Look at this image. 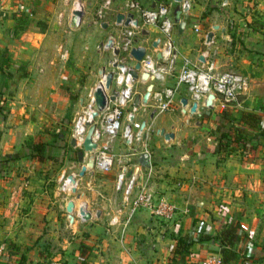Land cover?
Wrapping results in <instances>:
<instances>
[{"label":"crops","instance_id":"obj_1","mask_svg":"<svg viewBox=\"0 0 264 264\" xmlns=\"http://www.w3.org/2000/svg\"><path fill=\"white\" fill-rule=\"evenodd\" d=\"M41 1L50 3L48 9L57 11L61 19L68 7L65 4L74 0H62L59 6L53 0ZM81 1L85 4L79 27L70 24L72 5L67 22H49L43 31L30 25L26 32L31 44L41 48L27 53L24 76L17 69L6 73L8 88L0 75V91L10 95L6 101L0 96V245H4L0 264H17L21 256L25 264H184L187 256H221L223 245L210 237H216L232 221L247 231H242L246 239L238 246L243 257L228 259L227 263L264 264V138H254L260 146L249 154L220 152L215 129L223 110L216 109L217 103L209 112L202 103L192 113L188 94L187 105L174 104L164 115L151 111L148 118L141 114L145 105L140 106L136 120L146 124L144 141L129 145L119 136L113 146L117 160L109 171L88 168L83 176L78 175L90 153L80 159V150L71 145L73 124L90 90L98 84L101 71L111 70L98 63V56L91 64L90 47L97 43L102 51L105 37L118 33L121 27L114 21L120 11L114 12V7L123 4L112 0L114 7L106 14L107 22L99 24L95 14L100 4L93 9L87 5L92 0ZM139 1L145 7L144 0ZM146 1L152 2L149 8L162 2ZM178 15L185 22L182 32L177 28ZM171 18L175 23L176 75H167L164 85L170 84L172 76L176 82L185 58L192 63L203 61L201 52L208 48L206 36L212 32L210 42L217 48L219 69L232 68L249 78L232 116L244 110L261 115L256 110L264 107V0H193L191 10L183 16L175 2ZM194 25L200 30L194 31ZM154 27L145 29L137 44L153 48L154 41L162 37ZM54 29L60 57L54 51L45 52L46 47L55 45ZM37 34L42 38L35 37ZM146 84L136 78L135 95H142ZM179 91L175 103L184 97ZM160 129L173 137L165 138ZM40 142L46 146L41 161L33 156L34 146ZM145 145L152 165L148 184L173 203L177 213L172 221L165 222L139 209L124 226L137 184L147 175L148 166L141 162ZM123 164L126 177L140 167L137 184L127 199L124 185L116 188ZM68 176L76 180L74 191L61 188ZM69 200L74 203L73 222L67 218ZM80 209L89 212L90 218L83 219ZM201 222L206 231L196 240ZM178 237L191 241L187 251L175 252Z\"/></svg>","mask_w":264,"mask_h":264},{"label":"built area","instance_id":"obj_2","mask_svg":"<svg viewBox=\"0 0 264 264\" xmlns=\"http://www.w3.org/2000/svg\"><path fill=\"white\" fill-rule=\"evenodd\" d=\"M193 0H181L179 2V9L181 16L186 15L192 8ZM175 3L174 0L168 2H159L153 8H144L139 0H125L121 6L120 13L125 16L131 14L132 19L126 26L124 21L114 24L121 27L117 34H112L102 42L101 49L110 50L113 53L112 64L117 66L112 67L114 74L113 82L110 89H105V107L99 111L97 116L91 117L85 121L86 111L93 109V92L96 87L100 86V82L105 84V75L100 76L98 84L93 87L88 95L87 109L81 110L75 118L72 137L75 138L76 148L82 149V144L86 135L88 126L87 123L93 124L95 130L93 133V140L97 143V148L92 154L94 158V169L99 172L109 171L115 161V154L113 146L115 140L122 136L124 141L132 145L135 141H144L147 127H141V121L136 120L139 108L132 105L135 96L134 81L129 71L134 67L135 60L130 55V51L134 47L144 46L145 55L140 61V71H145L149 74L150 81L153 82L154 87L149 100L154 101V108L159 112L170 111L175 104V94L181 84H184L189 94L191 103H197V110L199 105L204 104V99L209 93H214L215 99L213 106L217 103L223 106H230L238 101L240 95L244 94L249 86V78L242 72L229 68L220 70L218 64L217 48L211 47V42H206L207 49L201 52L203 61L192 63L189 59H184L182 66L177 74L176 82L173 86H165L164 83L167 75L172 73L177 54L175 51L174 29L175 23L171 18V7ZM225 4V2H222ZM112 0H102L96 10V22L103 24L106 21V14L113 10ZM84 9V4L81 0H74L72 2V11ZM142 17V25L138 23V17ZM116 19V18H115ZM181 20V19H180ZM179 20V21H180ZM155 25L159 28L162 37L159 40L157 47H150L142 44H137V39L142 36L146 25ZM194 31H199V26L194 25ZM108 39L112 40L111 48L107 47ZM155 40V41H156ZM115 50L119 53L116 55ZM157 53L161 57L157 58ZM141 78V77H140ZM116 87H113L114 84ZM104 84L101 88L104 89ZM115 92V97L111 99V92ZM178 103H181L180 100ZM144 106V105H141ZM83 126L80 130L77 129L79 123ZM259 128L264 129V114L259 121ZM148 155L149 166L145 178L139 180L137 184V177L139 176L140 167L137 166L126 177V165H122L121 171L117 175L116 188L120 189L123 185V193L125 199L137 184V191L130 202V207L127 212V218L124 226L127 225L129 218L139 209H146L150 214L156 218L162 219L165 222L172 221L177 213V209L165 196H159L151 189L148 184L149 176L152 173V165L150 163V152L145 149L143 151ZM85 163V162H84ZM121 163V160L119 161ZM70 177H66L61 185L62 190H71L75 188L76 181L71 184ZM70 222L74 221L75 216H69ZM72 219V220H71ZM116 218H114L115 221ZM242 231H247L244 225H240ZM205 225L203 222L196 229L195 239L202 238L205 233ZM4 245H0V260L3 256ZM246 263V261H245ZM184 264H229L225 262L217 253H207L203 257L187 256Z\"/></svg>","mask_w":264,"mask_h":264},{"label":"rangeland","instance_id":"obj_3","mask_svg":"<svg viewBox=\"0 0 264 264\" xmlns=\"http://www.w3.org/2000/svg\"><path fill=\"white\" fill-rule=\"evenodd\" d=\"M124 1L125 0H119V2H122V3H124ZM88 2H89V0H86V3H88ZM91 2H93V3L89 2V4H87V5L89 7L94 6L93 9H95L98 6V4H100V0H92ZM150 2L149 1L145 2V0H144L143 4L145 6L144 7L145 9L150 7V5L152 3V2L151 3ZM162 2H167V0H164ZM52 3L54 5L59 6L62 4V0H60V1L53 0ZM49 5H50V3H48L47 1H41V0H0V57H1V61H0V73L1 74L0 75H1V77H3V82L5 81V84H7V85H5L7 88L10 86L9 85L10 80H9V78H6V76H7L6 73H9L12 69H17L22 74V76H24L23 74L26 73V66H27V63H26L27 53L28 54H30L32 52L35 53L38 49L41 48V47H37L35 45V43L31 44L32 43L31 38H30V35H28L26 32L27 31L26 28H28L31 25L32 28H34V29L36 28V30H38V31H43L49 22L54 23L55 21L58 22L59 20L60 21L63 20L64 22L65 21L67 22V19L69 16V10L68 9L72 5V3L65 4L68 7H66V9L63 11L61 19L59 18V14L57 11L53 13L48 9ZM117 10H121V9L119 7H114V12ZM137 19H138V23L140 25H142V22H143L142 17L139 16ZM154 26L155 25H152V24L146 25L145 29H149L150 27L155 28ZM85 33H86V31H85ZM52 34L54 35L52 38L53 39L52 43L55 42V45L53 43L49 47H46L45 52L46 53H53V51H54L56 54H58L57 56L60 57L61 48L60 47L58 48V46H57L58 42L56 41L57 30L54 29L52 31ZM82 36H84L83 33H82ZM35 37H37L38 39H41L42 35L37 34ZM105 38H107V36ZM96 44H94L93 46L91 45V47H90L91 59H92L91 64H94V62H96V57L98 56V57H100L99 59L101 60V61L98 60V63L100 65L103 64L104 68H108V69L111 68L112 69V67H113V64L111 62V60L113 59L112 52L110 50H102L101 51L97 48ZM32 47L33 48L35 47V49H33ZM11 55H14L15 58L11 59ZM5 58H7V60L11 59V61H5L4 60ZM222 70H226V68H222ZM170 74L176 75V72H174V70H173L172 73H170ZM171 79H172V81L170 82V84L168 86L174 85L175 78L172 76ZM146 83L148 84V82H146ZM147 84H146V86H147ZM13 86H17V85H13ZM23 86H25V85H23ZM178 89H180L179 96H184V97L188 96L187 88L184 84H181ZM8 93L4 94V92L0 91V96H1V98L4 99V101H6L7 99L10 98V95ZM242 96H244V95H242ZM19 100H23V97H20ZM148 104H150V102H148L146 105H148ZM175 104H178V101H176ZM146 105H145L146 108L143 107V108H145V110L141 111L142 112L141 114L144 115L146 118H148V114L151 111L159 114L158 113L159 111H157L156 108H154V101H151L150 105H148V106H146ZM151 105H152V107H151ZM234 105L235 104H232L230 106H223V105L219 104V105H217L216 109L217 110L218 109H221V110L229 109L232 111V109H235ZM86 109H87V99L84 102L83 107L79 110V113L81 112V110L83 111ZM205 109H207V108L205 107ZM87 111H89V112H87ZM87 111H86V114L89 115L90 117H92L91 113L93 112V110L88 109ZM244 111H248V110H244ZM256 111L261 112L260 113L261 117L264 114L262 107L257 108ZM176 112H178V110ZM237 112L239 114H237L235 117L240 118V113L242 111H237ZM165 113L166 112H160V115H164ZM87 115H86V119H88ZM201 115H204V114H201ZM195 118H198V117L195 116L194 119ZM250 197L253 199V194H250ZM230 252L232 253V251H230ZM244 255H246V254L244 253ZM240 257H243L242 253L238 254V258H240Z\"/></svg>","mask_w":264,"mask_h":264},{"label":"water","instance_id":"obj_4","mask_svg":"<svg viewBox=\"0 0 264 264\" xmlns=\"http://www.w3.org/2000/svg\"><path fill=\"white\" fill-rule=\"evenodd\" d=\"M175 2L179 3L181 2V0H174ZM82 17H83V12L80 10H74L72 11V16H71V27L73 28H77L80 26L81 21H82ZM132 15H124L123 13H118L116 15V22L120 23L121 21H124V24L127 26L130 22V20L132 19ZM185 27V22L184 21H180L178 23V31L182 32L184 30ZM215 28L217 29L218 26H215ZM144 33V32H143ZM212 38V32H209L206 36V42H210ZM159 44V40L154 41L153 43V47H157V45ZM113 45L112 40L108 39L107 41V47L111 48ZM114 53L117 55L119 53L118 50H115ZM130 55L132 56V58L135 60L134 63V67L129 71V73L131 74V76L133 77V79H136L138 77H141V79L145 82H148L146 89L144 91V93L142 95H135L132 101V105L135 108H138L141 105H146L149 102V99L151 97V93L153 91V87L154 84L153 82L150 81V77L149 74L145 71H140L141 69V64L140 61L143 59L144 55H145V47L144 46H138V47H134L131 49L130 51ZM161 57V55L159 53H157V58L159 59ZM200 59L203 60V57L200 56ZM117 65L115 63H113V67H116ZM102 75H105V84H104V89L101 88V86L96 87V89L93 92V109L94 111L92 112V117L97 116L98 112L103 110L105 107V93L104 90L105 89H110L112 82H113V77L114 74L112 71H107L105 69H103L101 71ZM111 99H113L115 97V92H111ZM215 99V95L214 93H209L206 98H205V107L207 108V112H209L208 110L211 109L213 107V100ZM181 103L183 106L188 104V99L183 97L181 99ZM197 103L193 102L191 107H190V111L192 113H194L197 110ZM88 126L87 131H86V135L82 144V149L80 150V159H83V155L85 153H90L89 157L85 160V163L81 164L80 170L78 172L79 176H83L85 171L88 168H93L94 167V158L93 155L91 154V152H93L96 148H97V143L93 140V133L95 130V126L93 124H86ZM145 122L141 123V127L144 128L145 127ZM159 132L164 135L165 138H169V137H173L172 133H165L164 129H160ZM71 145L73 147L76 146V142H75V138L73 137L70 141ZM141 162L142 164H144L145 166H149V160H148V155L146 153H143L141 155ZM70 179L75 180V178L73 176H69ZM74 191V189H73ZM74 203L72 200H69L66 204V211L69 213V216L72 217V209H73ZM79 213L81 215V217L83 219H89L90 218V213L85 211L84 209H80ZM72 220V219H71Z\"/></svg>","mask_w":264,"mask_h":264},{"label":"trees","instance_id":"obj_5","mask_svg":"<svg viewBox=\"0 0 264 264\" xmlns=\"http://www.w3.org/2000/svg\"><path fill=\"white\" fill-rule=\"evenodd\" d=\"M178 20L179 15L177 16ZM262 110L264 111V107H262ZM260 119V115L248 111H243L240 114V118H236L232 116L231 110L224 109L219 114V121L215 129L218 132V150L228 154L233 151L245 152L246 154L253 152L260 146V144L254 142V138L255 140L256 138H264V129L259 128ZM45 149L44 143H36L33 149L35 152L33 156L37 160H43ZM245 235L240 228V223L232 221L216 237H210V239L223 245L221 257L225 262H228V259H236L238 257V246L241 241L246 239ZM190 244L191 241H188L187 237H178L175 252L187 251ZM17 264H25V257L21 256Z\"/></svg>","mask_w":264,"mask_h":264},{"label":"bare ground","instance_id":"obj_6","mask_svg":"<svg viewBox=\"0 0 264 264\" xmlns=\"http://www.w3.org/2000/svg\"><path fill=\"white\" fill-rule=\"evenodd\" d=\"M103 84H104V82H100V83H99V85H100L101 87L103 86ZM87 112H89V111H87ZM91 115H92V113H91ZM87 117H88V119L91 118L89 115H87ZM89 117H90V118H89ZM88 119L85 118V121H88ZM82 126H83V124L80 122L79 125L77 126V129L80 130V129L82 128ZM70 183H71V184H74L73 179L71 180Z\"/></svg>","mask_w":264,"mask_h":264}]
</instances>
